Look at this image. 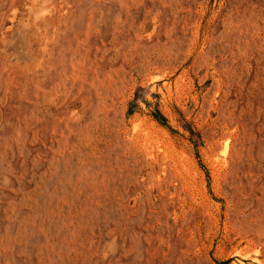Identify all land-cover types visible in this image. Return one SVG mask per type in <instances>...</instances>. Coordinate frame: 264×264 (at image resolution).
<instances>
[{"label":"rangeland","instance_id":"374dc122","mask_svg":"<svg viewBox=\"0 0 264 264\" xmlns=\"http://www.w3.org/2000/svg\"><path fill=\"white\" fill-rule=\"evenodd\" d=\"M0 264H264V0H0Z\"/></svg>","mask_w":264,"mask_h":264}]
</instances>
